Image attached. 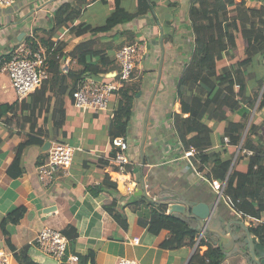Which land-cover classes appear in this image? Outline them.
Instances as JSON below:
<instances>
[{"label":"crops","instance_id":"crops-1","mask_svg":"<svg viewBox=\"0 0 264 264\" xmlns=\"http://www.w3.org/2000/svg\"><path fill=\"white\" fill-rule=\"evenodd\" d=\"M76 1L18 0L11 7L0 8V58L10 51L13 44L27 40L30 35L34 42L64 43V53H70L77 45L92 40L94 49L103 51L112 64L106 66L105 73L85 78L114 83L119 73L115 53L124 45L143 42L145 52L133 73V82L138 84L139 91L131 103V115L123 137L129 145L130 167L127 172L116 170V150L110 145L108 134L113 112L120 102L118 91L111 93L106 109L83 110L74 105L71 96H66L64 117L59 122L56 137L52 139L44 135L45 131L52 135L53 128L48 122V114L43 111L33 132L27 122L10 119L12 114L1 115L0 248L18 252L28 247V256L38 263L35 238L42 227L49 226L67 239L68 253L79 256L78 264H82L81 258L89 253L91 258L85 264H115L119 258L132 259L139 264H189L197 245L177 249L162 247L169 232L161 229L152 233L148 225L141 223L149 220L151 208L141 203L133 209L129 204L146 200L143 195H136L140 191L151 201L175 196L191 204L215 205L214 215L218 220L211 221V227H220L233 219L250 226L211 186L210 180L215 179L206 175L210 169L208 154L211 151L226 149V155H233L234 163L236 146L221 143V137L228 121H238L239 115L230 113L227 121H216L205 115L202 122L211 131L212 145L191 159L182 157L184 148L176 135L174 116L187 117L181 113L176 90L193 46L188 18L192 0H148L153 3L152 10L110 30L103 28L115 10L116 0H86V6L71 26L84 23L91 27V31H98L96 34L89 31L72 37L67 27L52 32L54 12L62 4H75ZM235 1L249 7H264V0ZM118 3L131 14L137 11V0H119ZM236 46V56L230 60H219L217 69L245 58L242 38L236 39ZM63 67L72 71L80 68L69 57L63 60ZM247 72L251 74L253 69H247ZM14 102L16 97L9 78L0 71V104ZM17 114L25 116L27 112L24 110ZM250 123L261 126L260 133L264 139V107L251 111L246 130ZM56 140L68 143L75 152L70 167L64 172H54L50 183L45 185L39 180L36 168L46 162L51 141ZM46 143L49 146H45ZM235 169L245 172L246 165L239 164ZM105 177L116 184V191L106 189L107 186L98 190ZM128 187L131 189L129 192ZM112 201L115 204L111 209L125 219L126 227L107 210ZM18 209L24 210L23 215L17 223L5 224V236L1 224ZM185 221L197 230L203 241L210 238L217 243V238L203 232L196 222ZM232 228L244 236L238 226L233 225ZM133 238L139 239L138 244L131 242ZM198 247L201 255L207 249L206 245ZM259 252L262 253L261 250ZM11 264L19 263L13 258ZM221 264L253 263L243 252L233 250L225 253Z\"/></svg>","mask_w":264,"mask_h":264},{"label":"trees","instance_id":"trees-1","mask_svg":"<svg viewBox=\"0 0 264 264\" xmlns=\"http://www.w3.org/2000/svg\"><path fill=\"white\" fill-rule=\"evenodd\" d=\"M118 1L116 0L115 10L108 17L103 30H110L118 24L131 21L136 16L144 15L152 10L153 6L148 0H137V11L131 14L122 9ZM86 3V0H77L75 4L60 5L53 14L51 31L67 27L72 37L82 36L89 31L96 34L98 31H91V27L84 23L71 26ZM188 18L193 34V46L176 90L181 113L187 114V117L178 114L174 116L176 135L182 148L193 147L196 151L203 152L212 145L211 131L202 122L203 117L206 115L207 118L216 121H227L230 113L239 115L238 121H228L221 143L227 137L230 145L241 144L242 149L251 151V155H245L240 151L232 164L233 155H226V149L211 151L208 154L210 169L206 175L209 179L225 182L224 197L239 211L242 219L249 223L255 247L263 252L264 139L260 133L261 126L250 123L247 130L246 126L251 111L264 107V7H249L235 0H192ZM237 38H242L244 42L245 58L228 67L217 69L216 63L219 60L223 58L230 60L236 56ZM42 44L47 46L49 80L31 94L27 101H16L10 105L0 104V116L10 113L12 114L10 119L27 122L33 132L37 128V118L43 111L48 114V122L52 123L53 128L52 135L46 131L44 135L52 139L56 137L60 129L59 122L64 117L65 97L71 96L78 83L86 76L105 73L106 66L112 64V61L103 51L94 49L92 40L77 45L70 53L63 52L64 43L60 41H46ZM66 57L74 60L80 68L76 71L65 69L63 60ZM7 59V55L1 56L0 67ZM247 69H253V72L248 74ZM138 91L139 86L133 80L124 83L118 90L120 102L109 124L110 139L124 137L131 115V103ZM52 101L54 103L50 105ZM24 110L27 112L25 116L17 114ZM239 164L246 165L245 172L235 169ZM106 186V189L116 191V184L108 177H105L98 190ZM141 203L151 208L149 220L141 223L148 225L152 233H157L161 229L169 232V237L163 242L162 247L177 249L185 245H194L193 239L197 235V230L185 219L167 213V205L162 203L140 199L129 206L135 209ZM114 204L115 201H112L107 210L126 227L125 219L111 209ZM23 212V209H18L2 222L1 230L5 236L7 234L5 224L17 223ZM200 245L207 246L202 255L198 247ZM11 250L14 260L19 264H37L28 256V247L18 252ZM224 257L225 253L215 241L210 238L207 242L201 239L189 264H221ZM89 258L90 253L81 258V263L85 264Z\"/></svg>","mask_w":264,"mask_h":264},{"label":"built area","instance_id":"built-area-1","mask_svg":"<svg viewBox=\"0 0 264 264\" xmlns=\"http://www.w3.org/2000/svg\"><path fill=\"white\" fill-rule=\"evenodd\" d=\"M17 1L0 0V8L11 7ZM32 38V35H30L27 40L13 44L10 51L6 54L8 56L7 61H4L0 67V71L6 73L9 78L17 102L27 99L50 78L46 59L47 46L41 42L32 41ZM144 52L145 44L143 42H133L121 47L114 57L119 66L118 80L115 83H100L92 78L83 79L78 83L71 95L74 105L83 110L88 108L106 109L111 93L118 91L124 83H130L133 80L135 66L141 60ZM223 143L225 145L229 144L227 137L223 139ZM110 145L116 150L114 157L116 170L118 172H127L130 167L127 141L123 137H113L110 139ZM236 151V155L240 151L245 155H251V151L242 149L241 144L236 146ZM74 152L75 149L64 141H51L46 162L36 168L39 180L46 185L50 183L54 172L66 171L72 163ZM197 153L198 151L193 147H189L188 149H182L181 154L183 158L191 159ZM210 184L220 197H224L225 182L210 180ZM130 190L128 187V192ZM225 200L233 211L241 216L232 203L228 199ZM251 235L254 237L253 234ZM200 239L201 235H196L193 239L194 244L198 245ZM131 242L138 244L139 239L133 238ZM35 244L41 254L55 260L58 264H78L79 262L77 254L68 253L67 239L60 231L52 227H42L36 235ZM12 259V251L0 248V264H11ZM115 264L139 263L132 259L119 258Z\"/></svg>","mask_w":264,"mask_h":264},{"label":"water","instance_id":"water-1","mask_svg":"<svg viewBox=\"0 0 264 264\" xmlns=\"http://www.w3.org/2000/svg\"><path fill=\"white\" fill-rule=\"evenodd\" d=\"M45 146H49V143H46ZM136 195H143L146 200H149L142 191ZM149 201L165 204L168 207V213L180 215L185 220L196 222L203 232H208L217 238V244L224 253L238 250L239 252L246 254L253 264H264V251L260 253L259 250L256 249L249 227H247L242 220L233 219L220 227H211L209 225L211 221L218 220L217 215H214L215 205H209L203 202L191 204L187 200L175 196H164L161 199ZM233 225L239 227V231L244 233L243 237L238 235V232L232 228ZM37 259V264H58L55 260L41 254L40 252L37 255Z\"/></svg>","mask_w":264,"mask_h":264},{"label":"rangeland","instance_id":"rangeland-1","mask_svg":"<svg viewBox=\"0 0 264 264\" xmlns=\"http://www.w3.org/2000/svg\"><path fill=\"white\" fill-rule=\"evenodd\" d=\"M115 83V82H114Z\"/></svg>","mask_w":264,"mask_h":264}]
</instances>
